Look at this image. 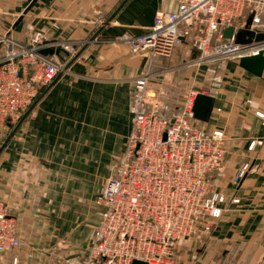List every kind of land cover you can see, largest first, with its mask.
<instances>
[{
  "label": "crops",
  "instance_id": "obj_1",
  "mask_svg": "<svg viewBox=\"0 0 264 264\" xmlns=\"http://www.w3.org/2000/svg\"><path fill=\"white\" fill-rule=\"evenodd\" d=\"M29 1L0 0V35L27 43L40 30L52 40L81 42L75 53L86 46L39 91L35 99L41 97L0 154V199L16 221L20 243H30L6 251L3 264H10L13 254L18 264H83L100 215V207L91 203L116 167L98 186L84 178L104 174L107 157L118 165L131 125L133 81L148 64L147 53L131 54L126 45L110 40L145 32L155 13L176 10L177 0H37L15 25ZM2 49L0 44V55ZM192 51L188 43L177 45L153 65L165 75L149 77L148 85L163 116L198 84L212 97L207 119L196 122L227 136L223 167L208 178L226 196L227 206L208 235L177 243L176 264H264V116L256 115L264 114V68L256 76L237 61L217 60L219 68L209 79L194 67ZM245 161L256 171L235 185L232 177ZM59 171L64 174L61 197ZM76 173L83 182L76 184ZM232 196L239 203H229ZM32 251L37 255L29 258Z\"/></svg>",
  "mask_w": 264,
  "mask_h": 264
},
{
  "label": "built area",
  "instance_id": "obj_2",
  "mask_svg": "<svg viewBox=\"0 0 264 264\" xmlns=\"http://www.w3.org/2000/svg\"><path fill=\"white\" fill-rule=\"evenodd\" d=\"M228 27L233 33L225 38ZM245 29L264 33V0H177L176 10L157 11L145 32L123 33L113 41L150 59L169 57L185 42L197 52L196 63L238 62L264 50V40H235L236 32ZM80 43L52 40L40 30L27 43L0 35V127L18 122ZM48 47H60V52L42 54ZM148 84L147 72L134 78L130 130L114 174L96 196L100 215L83 264H173L177 243L208 235L226 209V196L216 192L208 178L223 167L227 136L221 129H204L193 116L195 97L204 91L190 88L181 105L163 116L156 112L159 103ZM253 146L254 141L248 150ZM255 171L245 161L232 182L237 185ZM239 201L236 196L229 199L231 204ZM20 245L16 221L0 200V264L6 251ZM18 262L13 254L10 264Z\"/></svg>",
  "mask_w": 264,
  "mask_h": 264
},
{
  "label": "water",
  "instance_id": "obj_3",
  "mask_svg": "<svg viewBox=\"0 0 264 264\" xmlns=\"http://www.w3.org/2000/svg\"><path fill=\"white\" fill-rule=\"evenodd\" d=\"M36 1L37 0H30L29 1V3L25 6V8L23 9L20 16H18L17 20L15 21V23H14L15 25H17L22 20L23 15L28 12V10L34 5V3ZM125 1L126 0H124L123 3ZM110 20H111V18H108L107 20H105L104 24H102L101 27L104 26L105 24L109 23ZM247 23H250V18L247 19ZM232 33H233V27H228V28L224 29L223 36L225 38H230L232 36ZM246 36H247V38L244 40V37H246ZM95 37H96V33L90 38V41L93 40ZM251 39H254L256 41L264 40V33H254L251 30L245 29V30H239L235 34V40L236 41H251ZM85 46H86V43L64 65L63 69H67L69 67V65L72 63V61H74L79 56V54L82 52V50L85 48ZM59 52H60V47H56V48L48 47V48H44L41 50L42 54H52V53L58 54ZM238 63H239V66L242 67L243 69H245L246 71H248V72H250L256 76H260L262 73V70L264 68V50L259 52L257 55L242 57V58H240ZM57 77L58 76H56L54 78V80L51 82V84L56 81ZM51 84H49L47 86V88ZM47 88L44 90V92L47 90ZM40 97H38L37 99H35L32 102V104L23 113V115L18 120V122L8 132V134L6 135V137L4 138L3 142L0 145V154L3 151V149L6 147V145L10 141V139L14 136V134L18 130L19 126L25 120V118L30 113V111L35 106V104L37 103V101L39 100ZM211 105H212V97L210 95L204 94V93H198L197 96L195 97L194 105H193V116H194V118L198 119V120H206ZM132 264H149V263L145 262V261H141V260H133Z\"/></svg>",
  "mask_w": 264,
  "mask_h": 264
},
{
  "label": "rangeland",
  "instance_id": "obj_4",
  "mask_svg": "<svg viewBox=\"0 0 264 264\" xmlns=\"http://www.w3.org/2000/svg\"><path fill=\"white\" fill-rule=\"evenodd\" d=\"M6 36H8L7 34H5ZM9 37V36H8ZM114 39H112V40H110V41H113ZM115 42V41H114ZM118 43V42H117ZM120 43V42H119ZM123 44V43H122ZM141 54V53H140ZM138 55V54H137ZM189 55L191 56V58L190 59H197L198 58V55H197V53L196 52H194V51H192V53H189ZM165 58H167V57H161V56H157V57H154L153 59H150L149 58V56H148V58H147V61H148V64H147V70H144L142 73H146L147 72V74H148V76L149 77H152V76H154V75H161V76H164L165 74H164V72H162V71H164V69H159V70H157V69H153V65L155 64V62H157L159 59H165ZM220 62V61H219ZM218 61L216 62V61H214V62H200V63H197L194 67L195 68H199V71H202V73L203 74H208L207 76H208V78L209 79H211V77H209L210 75H211V73L215 70V71H217L218 69L217 68H219V66L218 65H220V64H218L219 63ZM177 68V67H176ZM141 73V74H142ZM205 77V76H204ZM207 78V77H206ZM207 78V79H208ZM208 79V80H209ZM202 84V83H201ZM201 84H198L197 86L198 87H194V88H196V89H201V90H204L203 89V87H202V85ZM15 125V124H14ZM13 125V126H14ZM12 126V127H13ZM11 127V128H12ZM11 128H10V126L8 125V126H6V127H0V145H1V143L3 142V140H4V138L6 137V135L8 134V132L11 130ZM115 162V158H109V157H107V161H106V167H105V173L104 174H101L98 178H96V176H95V174H92L91 175V177H89V178H84L85 179V181L84 182H86V181H88V182H92V181H94V180H96V185L95 186H98L99 184H101L103 181H104V177H107L108 175H110L112 172H113V170H115V167H116V163H114ZM117 162V161H116ZM253 173H255V172H253ZM252 173V174H253ZM57 175H58V179H59V183H57V186H58V192H59V195H60V197H61V194H62V191H63V182H62V177H63V175L64 174H62L61 173V171H59L58 173H57ZM101 179V181H99L100 179ZM74 179H75V181H76V184H78V181L79 180H81V182H83V177H81V176H79V174H74ZM96 188V187H95ZM54 189V188H53ZM75 191H76V193H78V192H82V191H84L82 188H76L75 189ZM96 198V197H95ZM95 198H94V203H91V206L92 207H95V209L97 208L98 209V207H97V205H95L96 203H95ZM1 200V199H0ZM21 244H22V248H25V246H28V245H30V243L27 241V242H24V241H22L21 242ZM30 254H31V257H29V258H32V257H34V255H37L36 253H35V251L33 252H30ZM86 259V258H85ZM49 260H51V257L49 258ZM48 264H51L50 262H48ZM173 264H176V260L174 261V263Z\"/></svg>",
  "mask_w": 264,
  "mask_h": 264
}]
</instances>
